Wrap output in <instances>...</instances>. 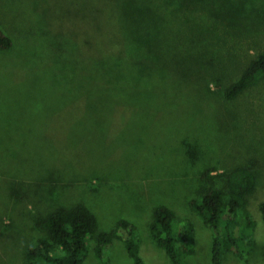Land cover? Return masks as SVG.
I'll return each mask as SVG.
<instances>
[{
	"label": "rangeland",
	"instance_id": "1",
	"mask_svg": "<svg viewBox=\"0 0 264 264\" xmlns=\"http://www.w3.org/2000/svg\"><path fill=\"white\" fill-rule=\"evenodd\" d=\"M0 27L14 40L0 50V264H28L42 221L81 203L99 232L132 222L147 264H172L150 232L168 206L178 233L195 228L185 264H211L191 202L207 171L242 166L258 177L255 245L224 264H264V77L223 90L264 52V0H0ZM95 245L84 264H101ZM105 260L134 264L119 240Z\"/></svg>",
	"mask_w": 264,
	"mask_h": 264
},
{
	"label": "trees",
	"instance_id": "2",
	"mask_svg": "<svg viewBox=\"0 0 264 264\" xmlns=\"http://www.w3.org/2000/svg\"><path fill=\"white\" fill-rule=\"evenodd\" d=\"M14 40L0 27V50H9ZM97 67L106 72L112 70L109 63L94 60ZM90 66V65H89ZM88 66V67H89ZM264 77V52L253 59L241 76L224 87L227 100H235L247 89L257 85ZM211 184L198 198L191 202L192 210L201 217L213 232L211 264H224L225 254L231 250L240 260L248 263L246 251L253 250L256 221L249 208L250 197L255 193L258 177L249 166L237 167L231 171L204 174ZM222 179L223 187L216 186V179ZM264 221V201L260 203ZM176 213L168 206L154 209L150 232L155 244L165 250L172 264H185V256L193 255L195 228L187 222L179 233L175 229ZM48 233L26 253L28 264H84L89 241L96 239V258L101 264L105 260V249L115 240L123 242L134 264H147L141 255V239L136 226L127 219L119 220L110 231L99 232V221L86 205L61 208L50 213L41 223ZM178 235H176V232Z\"/></svg>",
	"mask_w": 264,
	"mask_h": 264
}]
</instances>
